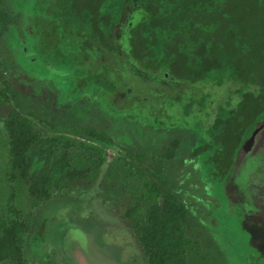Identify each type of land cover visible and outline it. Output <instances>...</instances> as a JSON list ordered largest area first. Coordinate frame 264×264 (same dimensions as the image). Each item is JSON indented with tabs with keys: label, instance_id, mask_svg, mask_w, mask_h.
Listing matches in <instances>:
<instances>
[{
	"label": "trees",
	"instance_id": "obj_1",
	"mask_svg": "<svg viewBox=\"0 0 264 264\" xmlns=\"http://www.w3.org/2000/svg\"><path fill=\"white\" fill-rule=\"evenodd\" d=\"M8 1L0 0V8L8 7ZM73 1L78 3L77 8L89 11L81 17L67 10L68 22L80 28L76 31L91 35L100 32L107 41L117 39L146 68L183 74L185 80L230 78L240 84L236 91L250 89L233 104L238 114L230 132L234 131L236 137L250 121L264 120V0ZM10 60V55L0 54V264L19 255L20 245L42 208L51 201L76 196L99 179L102 203H121L125 224L150 256L149 264H210V244L203 239V234L208 233L191 223L195 219L193 207L184 202L173 184V166L181 163L188 167L198 161L200 152L193 148L190 138L183 139L178 137L179 131L170 133L167 129L160 136L149 126V136L159 139V149L144 150L139 146L133 151L131 147L129 153L126 151L131 160L122 157L102 173L103 149L90 141L111 140H105L94 127L72 125L65 120L72 115L70 109L78 105L95 106L104 114L96 88L110 87L111 70L105 68L96 83L89 77L87 85L75 80L76 85L66 87L57 71V75L48 73L49 69L55 72L54 64L43 60L40 68L26 66L25 70L33 68L31 77L60 86L58 97L65 102L60 108L53 97H37L32 104L24 105L19 89L28 86L31 78L22 76L15 61L8 69ZM122 60L118 66H123ZM54 76L58 79H51ZM105 115L112 120L125 119ZM56 124L62 133L49 134L46 128ZM221 129L224 133L215 135L231 143L234 135L229 136L225 127ZM216 165L223 168L220 163ZM216 169L209 175L221 182L225 172ZM207 192L216 200L226 199L220 189L217 197ZM220 256L225 262L226 255ZM252 258L259 264L258 258ZM215 259L213 264H217Z\"/></svg>",
	"mask_w": 264,
	"mask_h": 264
},
{
	"label": "flooded vegetation",
	"instance_id": "obj_2",
	"mask_svg": "<svg viewBox=\"0 0 264 264\" xmlns=\"http://www.w3.org/2000/svg\"><path fill=\"white\" fill-rule=\"evenodd\" d=\"M72 1L9 0L8 7L0 8V54L3 57L10 55L12 59L7 68H12V61H15L18 64L15 67L29 80L33 68H21L20 61L28 58L32 61H27L26 66L33 63L40 68L43 60H46L56 68L55 72L49 69L48 73H59V80L64 81L63 85L66 87L76 85L73 82L75 80L81 85H87L85 82L89 77L96 83L103 70L110 69V74L115 79L114 81L108 77L112 81L110 87L103 90L102 87L94 85L97 87L99 106L106 113L125 119L112 120L106 115L109 118L106 122L108 121L109 125L121 126L132 136L135 134L132 125L140 131L137 142L123 140L130 147L122 148L124 154L119 160H131L126 153L131 147H134L133 151H137L139 146L144 150L150 147L159 149L157 140L155 144L150 142L148 146H144L148 148L142 146L144 136H149L152 132L149 126L158 131L156 133L160 136L164 134V129H167L170 133L179 131L178 137L183 139L190 138L191 143L195 144L192 145L193 148L200 152L196 157L198 161L188 166L197 177L195 189L204 185L206 180L204 186L207 191L214 192L215 188L223 191L226 199L221 197L217 200H221L230 209L228 214L232 226L237 229L240 225V230H237H243L241 232L250 244L248 248L252 257L254 250L257 256H264V248L258 245L264 246V120L250 121L240 130L237 137L234 131L230 132L238 114L233 111V104L241 100V95L250 89H243V93L236 91L240 84L231 82L230 78L218 81L215 76H206L185 80L183 74L164 71L161 68H146L139 60L134 59L117 39L107 41L100 32L91 35L86 31V35L76 31L80 28L71 21L68 22L67 10L70 9L71 14L82 15L81 17L89 11L77 8L78 3L75 5ZM77 32L79 33L76 34ZM121 57L125 59L122 60ZM119 60H122L120 62L123 66L117 65ZM87 92L90 91L87 89ZM127 123L131 125V129ZM221 127L227 129L229 136L234 135L231 143L222 142L215 135L216 132L224 133ZM101 133L104 134L105 140L109 139L104 132ZM153 139L155 138L152 137L151 140ZM216 162L223 168L217 166ZM216 168L225 172L221 182L209 175L217 171ZM194 195H198L199 199L201 197L199 192L191 193L192 198ZM214 200L216 201V198L211 195L210 202L215 204ZM44 209L35 216L34 226L29 227V232L20 245L19 255L9 258L3 264H74L68 252L70 250L66 247L70 246L69 243L66 242L65 245L62 239H57L53 230L46 228L49 221L48 217L44 216ZM193 213L195 214L194 211ZM11 218L15 219L14 216ZM104 224L107 225L101 221L93 227L94 235L96 241L110 251L116 264H149L150 256L142 248L139 251L135 249L133 235L113 231L110 226L101 233L100 226ZM99 234L103 235L102 239ZM133 234L135 235L134 232ZM121 247H126L129 251L126 263H121L122 259L117 255L116 249Z\"/></svg>",
	"mask_w": 264,
	"mask_h": 264
},
{
	"label": "rangeland",
	"instance_id": "obj_3",
	"mask_svg": "<svg viewBox=\"0 0 264 264\" xmlns=\"http://www.w3.org/2000/svg\"><path fill=\"white\" fill-rule=\"evenodd\" d=\"M20 44H22L20 42ZM21 60V57H19ZM26 60V61H25ZM27 61H32L27 59L21 60V65L23 68L26 67L28 64ZM33 65V63H31ZM34 73V72H33ZM32 73V74H33ZM31 78V83L19 89L20 99L23 101L24 105L32 104L35 99L38 97L44 98H51L53 97L56 101V104L62 108V104L65 102L63 99L58 97V90H60V86L58 87L52 82L40 81L35 79L34 77ZM57 77L54 76L51 79H56ZM58 79V78H57ZM18 83H21L20 78H18ZM31 85V86H30ZM64 90V89H63ZM90 108V109H89ZM72 115L69 116L66 123L77 125V126H89L98 129L99 132H104L107 137L111 140V142H97V141H90L103 149L104 155V165L102 167V173L108 169V166L117 161L124 151H122L123 147H130L127 145L123 140H129L137 142V138L140 135V131L135 129L138 134L132 136L129 132H126L121 126L119 125H109L106 119L105 114L100 112L97 107L93 106H74L70 109ZM123 121V120H120ZM106 122V123H105ZM128 127L131 129V125L127 123ZM105 126L107 128H105ZM134 125H132V128ZM46 131L49 134H59L62 133L63 129H61L59 124H56L55 127H47ZM138 136V137H137ZM159 139L157 140V142ZM150 142H156V140H151V137L144 138V146H148ZM158 147V146H156ZM148 148V147H144ZM151 148V147H150ZM173 170V184L175 185L176 189L179 190L184 197L185 201L188 205L193 207L195 212L194 216L195 219L191 221V223L205 228L204 230L207 231L208 234H203L206 238H203L206 241H209L210 244V264H213L214 258L216 257L217 264H255V260L252 258V254H250V250L248 246L250 245L245 240L242 232L238 231L235 227L232 226L230 222V215L228 214L229 210L228 206L225 203H222L221 200H214L215 204L210 202V194L205 190L203 185H200V188L195 189L196 187V176L195 174L189 170V167L185 166L181 163H177ZM203 181V180H202ZM100 179L97 183L88 189L81 190L76 196H73L70 199L65 200H55L49 202L45 209H44V216L45 218L48 217V223L46 228L49 230L55 229V225L60 221H80L83 224L89 225L90 229L94 233L93 227L98 225L99 222H106L107 225H101L100 232L102 233L108 226L112 228V230L122 231L121 234H131L133 235L132 242L136 243V250H141V246L139 245L137 235L133 234L132 229L125 224V217H124V208L121 207L120 202H106L102 203L101 201V190L99 188ZM200 189V190H199ZM203 198H200L199 201H195L191 197V193L197 194V192ZM219 188L214 191L215 196L217 197ZM210 192V191H209ZM211 193V192H210ZM67 200V201H66ZM118 205V206H116ZM197 206L201 208H197ZM110 207H113L115 210H111ZM62 215V216H59ZM197 219V220H196ZM204 220V221H203ZM99 227V228H100ZM207 229V230H206ZM99 231V230H98ZM116 231L113 233L115 236ZM107 233V232H106ZM99 237L102 239L103 235L99 234ZM132 238V237H131ZM117 255L120 259L121 263H126L129 258V251L126 247H121L116 249ZM132 250H130V253ZM221 254L226 255L225 262H223L221 258ZM126 257V260H125ZM255 258L257 256L254 254ZM259 259V258H258ZM124 260V261H123ZM259 264H264V260H258Z\"/></svg>",
	"mask_w": 264,
	"mask_h": 264
},
{
	"label": "water",
	"instance_id": "obj_4",
	"mask_svg": "<svg viewBox=\"0 0 264 264\" xmlns=\"http://www.w3.org/2000/svg\"><path fill=\"white\" fill-rule=\"evenodd\" d=\"M55 226L53 232L57 239H62L65 245L66 242L69 243L70 246L66 247L70 250L68 252L74 264H116L110 251L96 241L89 225L72 220L70 222L60 221ZM54 240L57 243V240ZM254 242H252L253 247ZM258 245L264 248V246ZM59 246L61 247L60 244ZM254 253L256 255L255 250ZM257 258L263 260L264 256L258 254Z\"/></svg>",
	"mask_w": 264,
	"mask_h": 264
}]
</instances>
